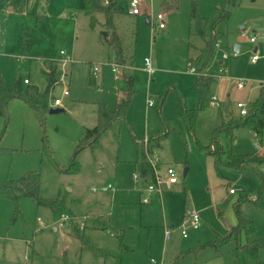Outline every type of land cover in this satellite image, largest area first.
Instances as JSON below:
<instances>
[{"label":"rangeland","instance_id":"374dc122","mask_svg":"<svg viewBox=\"0 0 264 264\" xmlns=\"http://www.w3.org/2000/svg\"><path fill=\"white\" fill-rule=\"evenodd\" d=\"M164 1L170 4L168 8ZM46 2L30 0L25 10L22 0L17 3L20 15L17 9L12 16L0 14V73L8 89L22 78L45 90L50 67L69 72L52 92L61 99L59 108L64 112H48L41 121L24 101L15 99L9 103L8 117H0V185L40 170V194L56 203L53 207L38 205L28 197L15 203L0 189V264H148L151 258L162 264H241L233 241L219 252L208 245L225 236L236 222L230 203L223 219L217 206L230 198V188L247 191L257 203L245 201L241 210L256 224L254 239L264 237L261 182L256 173L216 165L212 156L199 150L189 135L184 113L198 106L195 82L199 75L210 74L218 79L212 86V95L223 100L222 106L230 103L234 118L240 117L237 103L247 99L251 87L250 100L256 97L264 82L263 67L261 60L251 62L254 51L250 38L254 30H260L256 24L264 23V0H241L230 18L218 23L220 10L228 9L225 0H143V12L166 16L167 28L156 32L145 13L129 14V0H120L123 10L115 20L117 32L123 38L124 55L133 64L125 73L133 76L137 93L126 122L115 121L100 137L98 147L79 151V171L74 173L63 170L70 167L85 128L95 126L99 104L116 108L124 72L113 70L115 54L102 36L109 30L103 14H97L98 24L93 29L89 17L77 8L63 12L57 4L48 9ZM54 2L64 4V0ZM194 3L200 16L208 21L209 30L215 29L207 40L221 37L220 48L213 50L207 67L197 73L188 70V55L204 60L203 51L210 43L195 32L190 34ZM25 31L33 44L31 49L22 46ZM236 44L242 46L238 53L234 50ZM62 50L69 55L66 66ZM206 53L209 55V50ZM225 54L229 58L225 61L227 73L220 63ZM146 58L152 62L153 75L144 71ZM92 75L96 84L91 82ZM238 79L251 85L239 90ZM66 89L68 96L63 95ZM150 97L156 100L151 107ZM222 113L224 108L214 105L200 113L196 137L202 146L211 144ZM166 133L162 147L150 152L175 168L178 183L143 204L132 180L139 171L136 143L143 144ZM226 143L235 154H254L264 159V136L256 137L248 128L237 131L235 142ZM185 168L189 170L186 176ZM108 186L113 189L104 191ZM62 213L75 218L64 228L58 225ZM192 214L200 217L197 229L191 226ZM83 220L88 228L79 237L72 232L73 222ZM99 225L105 229H99ZM54 227L59 228L58 233ZM122 228L128 251L122 245ZM166 229L171 230L169 240L165 239ZM183 229L187 230L186 237ZM250 261L264 263V249Z\"/></svg>","mask_w":264,"mask_h":264},{"label":"trees","instance_id":"16d2710c","mask_svg":"<svg viewBox=\"0 0 264 264\" xmlns=\"http://www.w3.org/2000/svg\"><path fill=\"white\" fill-rule=\"evenodd\" d=\"M103 1V0H102ZM101 0H78L77 8L90 19V27L95 28L98 24L97 14H103L105 17V24L109 28L102 32L103 40L113 50L117 63L123 62V44L122 37L117 32L116 17L122 13V7L119 6L120 0H108L105 5ZM228 4V9L220 10L217 22L228 20L233 12L241 2V0H225ZM165 8L169 7L167 1L163 2ZM191 27L190 33L195 32L204 40H207L209 33L208 21L202 18L198 12L197 4L194 3L191 10ZM214 27L212 28V30ZM211 30V31H212ZM210 47L214 40H209ZM212 43V44H211ZM22 46L24 49L31 48L32 44L29 40V34H24ZM213 50L211 48L210 54L206 59L198 58L194 63L199 67L197 71H202L208 64V60ZM61 71L58 72L56 68H51L47 73L48 83L45 90H40L37 85L28 84L23 86L21 79L17 80L14 87L8 89L5 87L4 77L0 73V117H8V105L12 100L19 99L24 101L36 114V116L43 121L46 113L53 107V102L56 99L52 92L54 87L60 82ZM91 82L95 84V77L91 76ZM126 85L122 90L119 102L114 110L108 109L105 104H99L97 124L92 129H87L77 147L76 154L72 159V163L68 169L63 170L67 173L78 172L79 168L76 165V156L80 150L90 147L92 149L99 146V139L112 127L117 120L125 121L128 109L131 105L132 98L136 93L133 87L132 77H127ZM216 82L215 77L211 75H199L195 86L199 93V103L197 108L190 111H185L184 120L188 128L189 135L194 138L195 145L199 150H202L208 156H212L216 165H224L237 170H248L256 173L261 182L264 191V159L256 157L254 154H235L228 146L226 141L231 143L237 140V131L242 128L250 129L256 137L264 136V85L261 87L259 97L249 104L248 113L245 116L234 118L232 115L223 118L221 124L214 128L212 134V141L209 146H202L196 137V123L199 115L211 105L212 86ZM168 133L158 136L154 139L148 140L149 150L160 148L163 140ZM45 141V139H44ZM138 153L141 160L142 175H151V167L146 162L144 146L138 144ZM42 175L40 170H33L27 172L19 180H10L6 184L0 185L1 194L5 197L11 198L15 203L21 197H28L34 200L38 205L54 206L56 200L44 199L41 194ZM236 193V191H235ZM230 198L217 206L218 215L223 219L225 208L230 203ZM245 201L257 203L250 197L247 191H238L235 202L233 203L234 213L237 223L230 229V231L221 238L209 243L210 246H215L219 252V248L230 241L235 243L236 257L241 264H252L250 260H256L261 249H264V237H257L255 222L244 217L241 210V204ZM204 247V246H201ZM256 264H264L258 261Z\"/></svg>","mask_w":264,"mask_h":264},{"label":"built area","instance_id":"2783aa9c","mask_svg":"<svg viewBox=\"0 0 264 264\" xmlns=\"http://www.w3.org/2000/svg\"><path fill=\"white\" fill-rule=\"evenodd\" d=\"M143 0H129V13L131 15L137 16V15H141L143 13L142 11V4ZM103 3L105 5L108 4V0H103ZM149 24L152 25V30L153 31H160V30H164L166 28V16L164 13H159L157 15H154L153 12H147L146 13ZM256 41V35H253L250 38V42H255ZM221 44V40L218 39L215 42L216 47H219ZM61 55L64 56L66 59L63 60L62 62L64 63V66H66L69 63V55L67 54V52L65 50L61 51ZM260 56V51L257 48V50L254 52V55L252 56L251 61L254 62L256 61ZM224 58L227 59L228 55L225 54ZM189 71L191 73H197V69L196 67H193L191 65V63L189 64ZM122 68H125L124 65L119 64V63H113V70L115 72H119L120 70H122ZM98 67L94 68V71H97ZM145 71L149 74L152 75L154 73V69L152 66V62L149 58L145 59ZM224 73H227V68L224 67L223 69ZM69 72H66L65 70L63 72H61L60 75V81L67 79ZM62 77V79H61ZM117 78L119 77L118 75L116 76ZM23 82L25 84L29 83L28 79H24ZM247 81L244 79H238L237 82V88H244L246 85ZM64 96H68L69 95V91L66 89L64 90L63 93ZM62 105V101L60 98H56L53 102V107H59ZM148 105L149 106H153L155 105V99L153 98H149L148 101ZM211 105L214 106H220V102L217 98L216 95H212L211 96ZM238 108H240L241 111V115L245 116L248 113L247 110V104L245 102H238L237 103ZM256 136V134H255ZM144 146V152H145V158H146V162L150 165L151 167V175H142V173H137L134 174L133 176V180H134V186L135 188L139 189L140 191H142V199L141 202L143 204H149L151 202V197L155 194H158L159 196H161L165 191L170 190L173 188V186L175 184L178 183V177H177V172L175 170V168L171 165H166L164 163L161 162L160 158H158L157 156L153 155L149 148H148V140H146L143 143ZM112 186H108L107 188H104V191H109L112 190ZM230 193H235V189H230ZM40 220V219H39ZM75 218H73L71 215H69L68 213H62L60 215V218L58 220V225L60 228H64L67 227L70 222L74 221ZM79 222V221H78ZM190 223L191 226L195 229H197L200 225V217L198 214H192L190 216ZM85 220L80 221L79 222V228L80 229H84L85 228ZM171 230L170 229H166L165 230V239L169 240L171 235ZM182 234L184 237L187 236V230L183 229ZM148 264H162L159 261L155 260V259H150Z\"/></svg>","mask_w":264,"mask_h":264},{"label":"crops","instance_id":"0c3cea01","mask_svg":"<svg viewBox=\"0 0 264 264\" xmlns=\"http://www.w3.org/2000/svg\"><path fill=\"white\" fill-rule=\"evenodd\" d=\"M21 1L22 0H0V14H2L3 16H12V14H15V12H14V10H16L17 9V11H19V15H20V11H21V8H20V4H17L18 2H20L21 3ZM29 1L30 0H25V8L23 7V9H25L26 10V7L28 6V4H29ZM37 1V0H36ZM55 4H57V6H58V8L61 10V11H69L70 9H73V8H77V4H78V0H64V4H61V3H58V2H54V0H47V2H46V5H47V8L48 9H51V8H54V6H55ZM241 4V3H240ZM239 4V5H240ZM170 5V4H169ZM238 5V6H239ZM237 6V7H238ZM78 9V8H77ZM236 9V8H235ZM143 13H145V11L143 12ZM147 13V12H146ZM145 13V14H146ZM130 14V13H129ZM134 16V15H133ZM40 17V16H39ZM38 17V18H39ZM41 18V17H40ZM190 27H191V25H190ZM256 27L257 28H259L260 30H259V32L258 31H255L254 30V33L255 34H252L251 35V37L253 36V35H256V41L255 42H250L252 45H251V48L253 49V51L255 52L256 50H257V48L259 49V51H260V56H259V58L256 60V61H258V60H261V63H262V67H263V72H262V76L263 77H261L263 80H264V23L263 24H256ZM166 28H167V25H166ZM165 28V29H166ZM164 29V30H165ZM214 30L215 29H213L212 31H209V33H211V32H214ZM242 30H245V26H243L242 27ZM27 31H25V33H26ZM217 32V31H216ZM24 33V34H25ZM28 33V32H27ZM208 33V34H209ZM218 33V32H217ZM191 34V33H190ZM243 37H245V33H243V35H242ZM246 37H247V35H246ZM24 38V37H23ZM219 39H221V37H220V35H219ZM29 40H30V37H29ZM218 40V39H217ZM204 41H206V40H204ZM30 42H31V40H30ZM215 42H216V40L214 39V42H213V44L211 45V47L210 46H207L206 48H205V51H203V53L205 54V57H204V59H206L207 57H208V55H207V53H206V51H208L209 50V54H210V50H211V48H212V50H214V49H216V48H220V46L219 47H216V45H215ZM31 44H32V42H31ZM122 44H123V38H122ZM208 44V43H207ZM236 45H239V44H236ZM189 46L190 47H192V44H189ZM189 46H188V50L190 51V48H189ZM240 46V50L242 49V46L241 45H239ZM33 47V44H32V46H31V48ZM31 48H29V49H31ZM240 52V51H239ZM213 53V52H212ZM236 53V52H235ZM223 59H224V61H221L220 63H221V65L222 66H224L225 68H228L227 66H225V61L227 60V59H229V58H227V59H225L224 58V56H223ZM194 60H195V58L193 57V55L191 56V55H188V58H187V66H188V68L190 67L189 66V64L191 63V65L193 66V67H196L197 68V70L199 69V67L194 63ZM59 61V60H58ZM131 62H132V60H131ZM252 62V61H251ZM255 62V61H254ZM114 63H117V60H116V56H115V61H114ZM144 63H145V61H144ZM253 63V62H252ZM122 65H124L125 66V68H122V71L124 72V74H123V80H124V85L122 86V88H121V90L119 91V94H118V98H117V103H116V106H117V104H118V102H119V99H120V97H121V94H122V90H123V88L125 87V85H126V79L125 78H129V77H132V80H133V87H134V78H133V76L132 75H126V73H125V70L127 69V66H129V65H133V64H129V62L127 61V59H126V57H125V55H124V50H123V62H122ZM208 65V64H207ZM207 67V66H206ZM205 67V68H206ZM204 68V69H205ZM203 69V70H204ZM51 70V67L49 68V70L47 71V73L49 72ZM189 70V69H188ZM202 70V71H203ZM144 71H145V66H144ZM202 71H199V72H202ZM146 72V71H145ZM47 73H46V75H47ZM147 73V72H146ZM148 74V73H147ZM153 75V74H152ZM204 75H210V74H204ZM212 76V75H211ZM213 77H215V76H213ZM119 78V77H118ZM261 78H259L260 80H261ZM19 79H21V81H22V83H23V86L25 87V86H27L28 84H31V82H29L28 84H25L24 82H23V80L24 79H22V78H18L17 80H19ZM47 79H48V76H47ZM215 79H216V82L215 83H217L218 82V79L215 77ZM16 80V81H17ZM16 81H15V83H16ZM48 83V82H47ZM214 83V84H215ZM95 84H96V79H95ZM251 84H250V82L248 83H246V85H245V87L244 88H238L239 90H244V89H246L248 86H250ZM264 85V82L263 83H260V86H259V88H258V91H257V93H256V97L255 98H253V100H250V94H251V92H252V87H251V89L248 91V93L246 94L247 95V99L245 100V99H241L240 101H242V102H245L248 106H249V104L250 103H252V102H254L258 97H259V92H260V89H261V87ZM39 87V86H38ZM41 90V89H40ZM134 90H136L135 88H134ZM43 91V90H42ZM136 93H137V90H136ZM135 93V94H136ZM134 94V95H135ZM134 97V96H133ZM217 98H218V100L220 101V108H224V113H222V118H221V122H222V120H223V118H225V117H228V116H230V115H232V116H234L233 115V111H232V109H231V106H230V103L229 102H226V104L224 105V106H222V102H223V100H221L218 96H217ZM155 99H161V97H159V96H156L155 97ZM132 100H133V98H132ZM240 101H238V102H240ZM103 104V103H102ZM131 104H132V102H131ZM155 104H156V100H155ZM131 106V105H130ZM149 107H151V106H149ZM130 108V107H129ZM237 108H238V106H237ZM109 109V108H108ZM195 109V108H194ZM238 109H240V108H238ZM111 110V109H110ZM114 110V109H113ZM128 111H129V109H128ZM127 114H128V112H127ZM240 114H241V111H240ZM97 116H98V114H97ZM241 116V115H240ZM234 117H236V116H234ZM126 118H127V115H126ZM122 122H126V119H125V121H122ZM96 124H97V121H96ZM96 124H95V126H96ZM221 124V123H220ZM94 126V127H95ZM219 126V125H218ZM94 127H92V128H94ZM92 128H85V132H84V135H85V133H86V130L87 129H92ZM169 133V132H168ZM255 135V134H254ZM158 137V136H157ZM167 137V136H166ZM156 138V137H155ZM154 139V138H153ZM164 141V140H163ZM163 143V142H162ZM138 144L139 143H136V150H137V154H138V156H139V153H138ZM161 147H162V144H161ZM160 147V148H161ZM154 149H156V148H154ZM152 151H154V150H152ZM189 171V170H188ZM142 172V169H141V160H140V156H139V171L137 172V173H141ZM188 174V173H187ZM134 176V175H133ZM133 176H132V180H133ZM133 184H134V180H133ZM135 187V186H134ZM139 193H140V195H141V199H142V191H140L139 189H137V188H135ZM231 189V188H230ZM230 189H229V194H230V199H231V201H230V204L232 205V208H233V203L235 202V200H236V197H237V191H236V193H230ZM233 189V188H232ZM231 196L233 197L234 196V198L232 199L231 198ZM226 199H223V201L221 202V203H223L224 201H225ZM220 203V204H221ZM219 204V205H220ZM234 210V209H233ZM224 215V214H223ZM237 223V219H236V222H234L233 223V225H232V227L235 225ZM105 227V226H104ZM231 227V228H232ZM86 228H88V224L86 223V225H85V228L84 229H80L79 228V222L78 221H76V222H73V227H72V232L75 234V235H77V236H79L80 237V233L81 232H84L85 230H86ZM102 227L99 225V229H101ZM230 228V229H231ZM102 229H105V228H102ZM54 230H55V232L56 233H58L59 232V228H57V227H54ZM108 230V229H107ZM230 230H228L227 231V233L229 232ZM110 231L108 230V233H109ZM123 232H124V229L122 228L121 229V237H122V245H124V248H125V250L126 251H128L129 250V248L128 247H125V244H124V242H123ZM110 234H112V233H110ZM112 236H113V234H112ZM81 238H84V237H81ZM82 240H84V239H82ZM88 245H89V243H88V241L86 242ZM90 246V245H89ZM91 248H92V250L96 253V248H93V246H90ZM99 252V251H98ZM100 257H103V258H105V256H101L100 255Z\"/></svg>","mask_w":264,"mask_h":264},{"label":"water","instance_id":"95a60500","mask_svg":"<svg viewBox=\"0 0 264 264\" xmlns=\"http://www.w3.org/2000/svg\"><path fill=\"white\" fill-rule=\"evenodd\" d=\"M149 23V21H148ZM234 50L236 53H238L240 51V46L239 45H235L234 46ZM51 114H54V113H61V112H64V109L62 108H59V107H52L49 111ZM188 173V168H185L184 169V175L186 176Z\"/></svg>","mask_w":264,"mask_h":264}]
</instances>
